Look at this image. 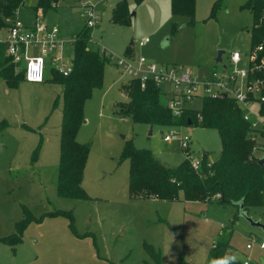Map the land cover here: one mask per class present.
<instances>
[{"label":"rangeland","instance_id":"1","mask_svg":"<svg viewBox=\"0 0 264 264\" xmlns=\"http://www.w3.org/2000/svg\"><path fill=\"white\" fill-rule=\"evenodd\" d=\"M81 1L61 0L44 14V22L74 39L85 25ZM90 1L97 4L99 22L91 30L88 48L106 49L116 58L144 57L159 67L181 66L208 76L214 66L222 67L215 62L220 51L223 64H229L232 53L248 55L253 46V15L245 8L250 0H196L193 16L174 14L171 0ZM34 2L21 7L17 18L24 24L38 12ZM120 2L125 3V22L115 23ZM145 39L149 42L140 48ZM73 56L69 43L67 60ZM45 67L43 83L23 81L17 67L9 70L19 82L17 88L0 78V264H209L222 229L231 233V252L242 263L264 264L258 254L264 229L251 226L238 206L187 202L182 194L175 201L132 195L129 147L149 151L174 169L186 163V155L177 141H164L170 127L135 122L121 112L130 101L126 90L133 80L110 61L104 64L102 86L85 103L76 136L78 144L90 150L81 183L87 198L60 196L63 88L52 82L54 65L48 58ZM161 100L166 105L164 95ZM202 101L189 106L201 110ZM252 109L260 118L258 105ZM183 131L191 138L192 159L205 154L208 163L219 159L222 141L217 130L194 125ZM257 142L261 145L255 153L261 158L264 138L257 137ZM247 216L264 225V206L247 207ZM12 238L19 242L9 243ZM250 243L253 249L248 250Z\"/></svg>","mask_w":264,"mask_h":264},{"label":"trees","instance_id":"2","mask_svg":"<svg viewBox=\"0 0 264 264\" xmlns=\"http://www.w3.org/2000/svg\"><path fill=\"white\" fill-rule=\"evenodd\" d=\"M27 1L0 0V30L11 25ZM60 1L36 0L33 9L46 14L54 11ZM171 2L174 14L193 16L196 0ZM124 4L118 3L114 11L115 23L125 22ZM245 8H249L253 15L250 33L254 46L264 40V0H250ZM91 30L84 25L75 36L73 72L68 77L52 72V82L63 88L57 188L59 195L65 198H87L81 183L90 150L78 144L76 136L84 122L85 103L93 90L102 86L104 64L108 61L99 51L88 48L91 43ZM4 63L9 64V67L2 65ZM14 67L17 66L6 56L5 46L0 45V78L5 80L10 88H17L19 85L9 71ZM19 72L24 81V72ZM130 84L131 90H126L130 101L123 105L121 112L135 122L170 127L188 125L190 119L195 126L217 130L222 141L219 159L209 167L205 154L201 172H196L187 160L185 164L174 169L165 166L149 151L129 147L126 157L131 161L129 187L133 196L175 201L179 200L182 194L187 202L243 203L246 212L249 206H264V166L258 164L260 158L256 157L255 153L257 142L252 137L250 123L244 120L243 112L232 100L206 99L197 113L186 112L181 118L175 119L162 103V94L157 86L150 84L146 90H142L139 82L132 81ZM198 115L202 117L201 122ZM261 136L264 138V131ZM38 154L39 148L34 152V161L37 160ZM22 227L23 225H20V229ZM222 233L210 252L209 264H244L231 252V233L226 229H222ZM18 242L16 238L9 240V243L13 244Z\"/></svg>","mask_w":264,"mask_h":264},{"label":"built area","instance_id":"3","mask_svg":"<svg viewBox=\"0 0 264 264\" xmlns=\"http://www.w3.org/2000/svg\"><path fill=\"white\" fill-rule=\"evenodd\" d=\"M81 1V0H80ZM81 13L85 18V25L94 29L98 25L96 3L90 0L80 2ZM19 13L17 14V16ZM75 38L68 40L58 26H50L44 22V13L36 12L30 24H24L16 17L11 25L0 30V45L6 48V56L16 64L18 71L24 72L25 81L33 84L45 81V64L48 58L56 72L68 77L74 70L73 60L66 57V45H74ZM149 42L141 41L138 46L143 48ZM105 59L115 64L122 72L146 90L150 84L157 86L162 95L167 98L166 109L175 119L181 118L186 112H198L190 108V103L202 98L204 100H232L237 108L243 112L244 120L251 125L252 137L257 142V137L262 138L264 131V40L252 46L248 55L234 52L229 58V64L222 67H213L208 76L198 75L181 66L159 67L149 63L144 57H118L106 49L99 51ZM22 65H24L22 67ZM165 85L168 86L165 90ZM257 104L258 118L253 112V105ZM202 109V108H201ZM199 122L202 117L198 115ZM189 125L170 126L171 132L164 136V141L172 144L177 141L179 149L186 155V160L196 172L203 169V158L192 159L190 153L191 138L183 131ZM191 126H194L193 123ZM261 143L257 142L256 151L260 150ZM264 153V149H263ZM208 163V162H207ZM213 163H208L211 167ZM253 244L247 245L251 250ZM264 250V243L259 247ZM248 264V262H245Z\"/></svg>","mask_w":264,"mask_h":264},{"label":"water","instance_id":"4","mask_svg":"<svg viewBox=\"0 0 264 264\" xmlns=\"http://www.w3.org/2000/svg\"><path fill=\"white\" fill-rule=\"evenodd\" d=\"M223 54H224V51H220V52L218 53V56H217L215 62H217V63H218V62H221V61H222V56H223ZM188 125H189V126L192 125V122H191L190 119L188 120ZM151 133H152V132H150V134H151ZM204 156H205V155H204ZM258 164H259V166H261V167L264 166V155L259 159ZM223 202H224V203H228V201H226V200H223ZM231 204H234V205H236V206L239 207L241 215H242L243 217H245V218L249 221V223L251 224V226H253V227H260V228H263V229H264V225H263L261 222H256V221H254L252 218H250V217L247 216V212L244 211V205H243V203H231ZM263 263H264V260H263Z\"/></svg>","mask_w":264,"mask_h":264},{"label":"crops","instance_id":"5","mask_svg":"<svg viewBox=\"0 0 264 264\" xmlns=\"http://www.w3.org/2000/svg\"><path fill=\"white\" fill-rule=\"evenodd\" d=\"M34 1V0H33ZM98 4H99V2H98ZM34 5H35V2H34ZM33 5V6H34ZM59 27V26H58ZM253 249V248H252ZM258 254H259V256H260V258L262 259V261H263V254H264V250H261L260 249V252H258ZM236 258H237V256H236ZM239 259V258H238ZM240 260V259H239ZM247 262V261H246Z\"/></svg>","mask_w":264,"mask_h":264}]
</instances>
